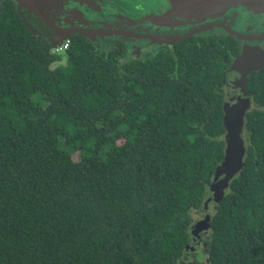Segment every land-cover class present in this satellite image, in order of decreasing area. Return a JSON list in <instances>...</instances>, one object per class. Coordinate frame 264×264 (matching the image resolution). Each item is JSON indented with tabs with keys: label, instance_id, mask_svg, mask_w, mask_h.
<instances>
[{
	"label": "trees",
	"instance_id": "trees-1",
	"mask_svg": "<svg viewBox=\"0 0 264 264\" xmlns=\"http://www.w3.org/2000/svg\"><path fill=\"white\" fill-rule=\"evenodd\" d=\"M39 30L0 4V264H264V65L246 85L244 167L196 240L236 40L127 60L83 37L53 54Z\"/></svg>",
	"mask_w": 264,
	"mask_h": 264
},
{
	"label": "flooded vegetation",
	"instance_id": "flooded-vegetation-1",
	"mask_svg": "<svg viewBox=\"0 0 264 264\" xmlns=\"http://www.w3.org/2000/svg\"><path fill=\"white\" fill-rule=\"evenodd\" d=\"M48 9V19L56 31L26 8L19 10L26 21L32 20L40 28L39 35H52V39L58 32L68 39L83 37L98 49L121 44L127 60L151 59L172 53L182 44L215 37L236 40L240 52L244 46L258 47L264 58V39L257 38L264 34V5L260 10L250 5H227L211 17L205 14L216 13L217 8L204 9L203 0H47L36 10L46 14ZM96 31L122 35L92 33Z\"/></svg>",
	"mask_w": 264,
	"mask_h": 264
},
{
	"label": "water",
	"instance_id": "water-1",
	"mask_svg": "<svg viewBox=\"0 0 264 264\" xmlns=\"http://www.w3.org/2000/svg\"><path fill=\"white\" fill-rule=\"evenodd\" d=\"M5 0H0V4ZM17 9L26 8L28 12L33 13L40 18L50 29L56 31L55 26L49 21L48 12L46 14L37 11V6L47 2V0H11ZM229 3V4H228ZM51 4V2H50ZM50 4L48 7H50ZM227 5H250L253 8L261 9L264 5V0H203V8L213 9L217 8L214 14H205L206 16L219 15ZM54 38L53 48L59 47L67 38L56 32ZM97 35H122V32L116 31H96L92 32ZM237 38L244 37L236 32H232ZM190 35V34H189ZM188 36V35H187ZM186 37V36H184ZM264 39V34L257 37ZM178 39H175V41ZM264 65V58L260 55L258 47H242L240 55L235 59L234 63L228 68L226 72V98L223 106L224 110V124L226 127V150L223 162L216 168L213 178L212 191L217 198L224 195V191L228 188L230 181L244 167V158L246 155V145L243 138L245 117L251 105V99L247 92L246 85L248 76L254 71L260 69ZM210 218H205L196 223L192 234L198 240L197 233L207 230L210 227Z\"/></svg>",
	"mask_w": 264,
	"mask_h": 264
},
{
	"label": "rangeland",
	"instance_id": "rangeland-1",
	"mask_svg": "<svg viewBox=\"0 0 264 264\" xmlns=\"http://www.w3.org/2000/svg\"><path fill=\"white\" fill-rule=\"evenodd\" d=\"M59 55H61V56H64V53L63 52H61V53H59ZM64 58V62L66 61L65 60V57H63ZM57 64H54L53 65V68L56 66ZM114 88L112 87V86H110L109 87V90L113 93L114 92V90H113ZM213 193V192H212ZM211 193V194H212ZM212 198H213V201L212 200H210V198L209 199H207V201H206V203L204 204V206L200 209V211L199 212H195V213H193L192 214V217H193V221L195 222V221H198V220H203L204 218V215L205 214H209L210 212H212L213 210H214V208H215V203H214V200H216V198H214L215 196L212 194V196H211ZM208 236H209V233H207V235L206 236H204L203 237V240H205V239H207L208 238ZM203 242V241H202ZM205 246L204 245H200V248H204ZM190 258V257H189ZM188 258V259H189Z\"/></svg>",
	"mask_w": 264,
	"mask_h": 264
},
{
	"label": "built area",
	"instance_id": "built-area-1",
	"mask_svg": "<svg viewBox=\"0 0 264 264\" xmlns=\"http://www.w3.org/2000/svg\"><path fill=\"white\" fill-rule=\"evenodd\" d=\"M69 46H70V40L67 38L59 47L52 48V53L59 54L61 52H64L69 48Z\"/></svg>",
	"mask_w": 264,
	"mask_h": 264
}]
</instances>
